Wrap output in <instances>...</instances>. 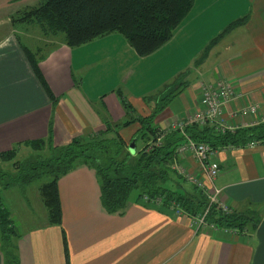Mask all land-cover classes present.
Instances as JSON below:
<instances>
[{
  "label": "crops",
  "instance_id": "obj_1",
  "mask_svg": "<svg viewBox=\"0 0 264 264\" xmlns=\"http://www.w3.org/2000/svg\"><path fill=\"white\" fill-rule=\"evenodd\" d=\"M244 1L246 8L231 16L229 9L217 8V3L210 5L204 34L212 30L210 18L216 26L215 36L225 31L230 21L242 17L244 21L213 41L211 52L194 68L197 80L184 82L180 92L156 114L153 124L158 128L169 127L178 119L185 120L201 109L202 86L221 79L232 84L235 94L223 104L222 117L245 125L263 121L264 0ZM8 15V11L0 13V150L8 149L10 144L45 137L52 111L25 58L21 48L24 42L19 41V33L23 31L28 37L37 34L17 28ZM192 19L195 17L178 27L171 40L180 29L188 26L193 29L194 20L193 26L189 25ZM197 27L195 23V30ZM119 34L105 33L72 47L63 43L48 46L38 60L46 85L59 99L52 124L56 144L65 143L73 136H97L106 125L114 127L122 120L150 113L154 102L146 101L144 95L149 91L147 83L151 75L159 73L162 65L154 63L151 68H140L138 75L136 68L147 56L157 54L160 47L147 56H140ZM29 39H36L39 44L44 40L40 36ZM110 40L122 43L115 56L119 60L117 71H123L117 84L106 93L91 84L82 89L80 84L91 70L102 73L106 67L111 70L114 66V61H106L108 55L86 58L92 48L96 52L100 50L101 47L96 48L98 42ZM38 45L34 47L36 50ZM207 60L210 68L202 72ZM157 96H162V90ZM125 100L134 109L133 113L124 107ZM248 103L257 104L254 113L230 119L231 110ZM137 127L138 123L133 122L119 131L127 138ZM255 141L252 146L219 147L212 162L217 166L214 183L221 189L220 200L231 207V212L238 213L248 212L253 203L255 208L251 211H260L261 221L264 220V138ZM185 164L190 171H197L190 155ZM58 192L61 224L47 225L45 217L40 223L18 231L20 237L15 241L18 264H248L257 243L250 229L243 233L237 228L234 231L218 226L194 228L188 215L175 217L169 205L130 201L122 212L106 211L99 202L95 173L86 166L63 175L58 180ZM62 235L66 239V251ZM3 262L0 249V264Z\"/></svg>",
  "mask_w": 264,
  "mask_h": 264
},
{
  "label": "trees",
  "instance_id": "obj_2",
  "mask_svg": "<svg viewBox=\"0 0 264 264\" xmlns=\"http://www.w3.org/2000/svg\"><path fill=\"white\" fill-rule=\"evenodd\" d=\"M193 3L194 0H38L34 5L20 8L9 18L13 22L36 25L43 36L62 33L65 44L70 47L105 33L118 32L138 55L145 56L171 39ZM240 22L241 18L231 21L226 29L229 25ZM48 43L49 40L44 39L43 44L47 46ZM40 46L42 45L39 44L37 48ZM21 48L52 111L45 137L24 140L11 148L0 150V249L3 264H18L15 241L20 237L4 206L1 193L3 189L44 177L45 181L39 184L38 192L40 202L46 210V224L60 225L58 180L75 168L86 166L95 173L99 202L106 211L122 212L127 202H139L145 194L148 197L160 196L161 207H170L171 202H174L190 216L203 211L207 201L199 188L173 169L177 146L186 138L205 142L213 148L224 145L242 146L249 141L264 138V121L222 133H217L214 125L209 122L201 126L187 123L181 130L173 129L161 134L162 128L152 123L155 115L178 93L176 86H170L168 92L163 90L162 96H157L159 105L156 102L147 115L133 116L116 123L114 127L106 125V129L97 136H73L65 143L56 144L52 124L59 99L50 91L38 68V60L43 55L37 56L38 49L33 50L26 44H21ZM123 105L128 112H134L126 100ZM133 122H137L139 126L129 137H122L119 130ZM148 133L152 135L145 139ZM139 137L144 142L131 153L129 145L131 142L135 145ZM20 146L30 150L21 159L16 158ZM4 162L10 163L11 170L2 167ZM205 219L218 227L237 228L240 232L248 230V220L252 221L253 229L260 222L247 213L225 214L215 205L208 208ZM62 238L66 251L65 236L62 235Z\"/></svg>",
  "mask_w": 264,
  "mask_h": 264
},
{
  "label": "rangeland",
  "instance_id": "obj_3",
  "mask_svg": "<svg viewBox=\"0 0 264 264\" xmlns=\"http://www.w3.org/2000/svg\"><path fill=\"white\" fill-rule=\"evenodd\" d=\"M9 0H0V13L8 11L9 17L11 18L12 15L16 13L17 10L24 6H30L37 3L38 0H18L19 2L13 4L8 2ZM16 1V0H13ZM217 8L224 7L225 10L229 9V16L231 15H237L240 14L245 8H246V1L244 0H194V3L192 7L190 8L189 12L187 13L184 21L187 24L189 23L190 19L194 16L195 20L192 19L189 25H192V21L194 20V28L191 29L190 26H188L186 29H180L179 33L174 36V38L169 40L167 46L163 47L162 45L159 49V52L157 54H154V56H147V58L142 61V65L138 66V69L136 68V74L138 75L140 68H151V64L154 63L161 64V71L159 73H155L151 75V78L149 82L147 83V89L149 90L144 95V99L146 101H152L154 104L152 105V108L155 106V103H158L157 95L159 91H167L168 87L172 86L178 88V92H180V88L183 86V83L190 82L191 80H197V74L196 70H194L195 66L198 65L204 61L205 56L211 49V47L214 45L212 42L216 39L222 38L226 33H228L231 29L236 27V23H233L231 26L227 27V29L219 35H213L216 26H214L213 20L210 18V25H212V30L209 33H205L206 30V24H207V14L208 9L211 4H216ZM247 6H249V2L247 1ZM212 8V6L210 7ZM238 19V18H236ZM234 19V20H236ZM215 20L217 21V17H215ZM233 21V20H232ZM244 21V17L241 18L242 23ZM231 22V21H230ZM229 22V23H230ZM17 28L22 27L29 28V32L31 34H37L32 35L30 37L25 36V32L23 31V34L19 33V41L24 42V44L28 45L29 47L33 48V50H36L34 47L38 45L39 43L36 42V39H29V38H36V36H40V39H48L49 45L45 46L44 40L41 42L40 47H38V52L36 53L37 56L42 55L46 48L48 46H55L57 44L63 43L65 44L63 34H56L51 36H43L40 32V29L33 24H26L20 21L14 22ZM195 23L197 24V28L195 30ZM227 23V26L228 24ZM182 24L179 26V28L182 26ZM24 25V26H23ZM193 26V25H192ZM15 29V27H13ZM16 28V29H17ZM114 34H118L115 33ZM175 34V33H174ZM120 35V34H119ZM215 36V37H214ZM207 38V39H206ZM124 38H122V41ZM206 39V41H204ZM96 48L101 47L99 51L96 52L92 48L90 53L86 56L88 59H94V58H100L104 55L107 56L108 62L114 61V66L110 70V67H106L108 69H103V72L100 73L99 71L96 72L95 70H91L86 78L83 81V84H80V87L82 89H86L90 84L93 85L96 89L104 90V93L111 90L112 86L117 84V80L122 74L123 71H117L119 66V60L116 55L120 52V47L122 46V43H114V41H100L98 42ZM172 43V44H171ZM163 47V48H162ZM175 48H178V51L175 50ZM112 52L115 54L113 56ZM76 59H74L75 61ZM91 61V60H90ZM209 60H207L204 63V66L202 68V65L200 67L202 68V72L208 71V68H210ZM94 65V64H93ZM209 66V67H208ZM100 74H102L100 76ZM135 76L132 77L134 79ZM131 82V80L129 81ZM128 82V84H129ZM213 82V81H212ZM210 82V84L212 83ZM127 83V82H126ZM121 84V83H120ZM120 86H123L121 84ZM116 92V91H115ZM168 92V91H167ZM166 92V94H167ZM159 105V103H158ZM157 105V106H158ZM164 109V108H163ZM152 110V109H151ZM162 111V109H161ZM165 111V110H163ZM160 112V111H159ZM156 115L153 119L155 122ZM153 124V123H152ZM154 125V124H153ZM139 126V125H138ZM156 126V125H154ZM152 133H148L145 136V139L150 137ZM144 140H142L140 137L137 138L135 142L134 148L139 149L141 145L143 144ZM15 146V143L13 145H9V147ZM29 148L25 146H20L18 148V152L16 155V158H22L29 154ZM134 152V149H133ZM131 152V153H133ZM9 162H4L2 164V167L6 170L10 167ZM11 170V168H10ZM45 181L44 177H41L39 180H34L30 183L21 185V186H11L10 188L3 189L1 191L2 198L4 205L7 207L11 222L13 224V227H15L16 231H20L21 229L28 228L32 224H38L41 221H43L46 217V210L44 206L40 202L39 192H38V186L41 182ZM188 187V186H187ZM221 192V191H220ZM134 193L132 192L131 195ZM149 205V204H148ZM151 205V203H150ZM251 209H254L255 206L252 203ZM248 210L247 213L249 216L254 218L255 220H258L260 217V211H251ZM259 223V222H258ZM248 226V229H250L252 232H254L255 235V228H252V221L248 220L246 223ZM256 241V237H255Z\"/></svg>",
  "mask_w": 264,
  "mask_h": 264
},
{
  "label": "built area",
  "instance_id": "obj_4",
  "mask_svg": "<svg viewBox=\"0 0 264 264\" xmlns=\"http://www.w3.org/2000/svg\"><path fill=\"white\" fill-rule=\"evenodd\" d=\"M201 91V109L195 111L185 120L178 119V121H175L169 127L162 128L163 133L161 134L173 129L181 130L187 123H195L198 124V126H201L209 122L214 125V130L217 133H222L223 131H233L237 127L247 126L242 121H238L236 124L232 120L228 122L224 119V117H222L223 104L229 102L235 97L234 89L230 82L221 79L214 84L203 85ZM256 109L257 104L248 103L238 109L231 110L229 112V117L230 119H238V117L240 118L243 115L254 113ZM262 120L264 121V117ZM161 134L159 133V136ZM256 143L257 141L252 140L246 145L252 146ZM230 146L232 145H224L222 148ZM218 149L219 147L213 148L205 142H197L189 138H186L185 141L179 144L176 148V156L172 165L173 169L182 175L186 181L199 188L205 195L207 201L203 211L194 215H188L190 219V225H192L194 228L201 226L217 228L214 223L207 222L205 219V214L207 213L208 208L212 205H215L225 214L231 212V207L220 200L221 189L218 188L214 183L217 166L212 162V158L216 155V151ZM188 155H190L196 162L197 171H190L185 164L186 157ZM161 201L162 200L160 196L148 197L144 194L140 198L139 203L144 205H148L150 203L153 205H160ZM169 209L175 217L184 214L183 210L174 202H171ZM233 230L235 231L236 229L233 228ZM242 232L246 233L247 231L244 229Z\"/></svg>",
  "mask_w": 264,
  "mask_h": 264
},
{
  "label": "water",
  "instance_id": "obj_5",
  "mask_svg": "<svg viewBox=\"0 0 264 264\" xmlns=\"http://www.w3.org/2000/svg\"><path fill=\"white\" fill-rule=\"evenodd\" d=\"M134 146V143L131 142L129 145L131 152H133ZM255 237L257 243L251 261L248 264H264V220L258 223L255 229Z\"/></svg>",
  "mask_w": 264,
  "mask_h": 264
}]
</instances>
